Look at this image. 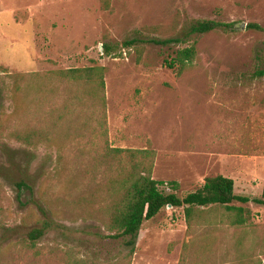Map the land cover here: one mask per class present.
I'll use <instances>...</instances> for the list:
<instances>
[{
	"label": "rangeland",
	"instance_id": "1",
	"mask_svg": "<svg viewBox=\"0 0 264 264\" xmlns=\"http://www.w3.org/2000/svg\"><path fill=\"white\" fill-rule=\"evenodd\" d=\"M200 19L235 26L103 51L182 36ZM250 23L264 27V0H0V264H115L129 252L130 237H105L106 146L154 150L153 177L179 181L180 196L224 175L236 194L261 197L264 32ZM193 44L179 75L165 60ZM85 67L104 69V105L92 80L60 74ZM34 130L37 147L20 140ZM232 204L253 219L233 225L234 212L214 206L188 229L184 207L163 208L144 221L132 264H264V205ZM38 205L61 227L31 248Z\"/></svg>",
	"mask_w": 264,
	"mask_h": 264
},
{
	"label": "trees",
	"instance_id": "2",
	"mask_svg": "<svg viewBox=\"0 0 264 264\" xmlns=\"http://www.w3.org/2000/svg\"><path fill=\"white\" fill-rule=\"evenodd\" d=\"M234 22H221L216 20H198L190 25L182 36L170 37L166 39L144 40L141 38L127 39L121 44H103V51L107 55H112L116 47L130 48L144 43L156 45H171L182 43L193 34H205L218 28L233 30ZM258 31L264 32V27L258 23L247 25ZM197 59V49L195 44L179 49L171 60H165L170 68H176V72L181 75L189 64ZM8 78L14 82L20 77H28L29 73L16 74L5 70ZM61 75L75 78L80 82H90L95 84L96 90L100 94V99L105 103V80L104 69L101 67H85L77 69H67L60 72ZM260 74H264L261 71ZM34 130L32 134L20 136V140L31 147H37L42 133ZM98 157V156H97ZM108 166L109 178L105 183L104 191L108 193L107 201L100 204V208L107 210L106 229L110 232L105 237L119 239L130 237L126 242L131 249L120 258L115 264H132L135 254L136 238L142 228L144 221L156 217L160 211L171 205L172 207H184L185 218L188 229H191L194 221L201 217V208L214 206H224L227 212L234 215L231 221L233 225H246L253 215L250 210L236 207L232 203H254L264 205V189L261 197H250L238 195L235 192V181L233 178L216 175L205 178V181L197 189L187 193L185 196L178 195L180 183L177 180H157L153 177L155 164V151L152 149H132V148H112L106 146L97 159L100 168ZM20 191L27 187L25 182H18ZM28 188V187H27ZM29 189V188H28ZM165 189H169L166 191ZM44 220L41 225L34 227L27 233L29 247L37 246L43 237L50 230L59 229L60 224L51 218L49 212L38 205Z\"/></svg>",
	"mask_w": 264,
	"mask_h": 264
},
{
	"label": "water",
	"instance_id": "3",
	"mask_svg": "<svg viewBox=\"0 0 264 264\" xmlns=\"http://www.w3.org/2000/svg\"><path fill=\"white\" fill-rule=\"evenodd\" d=\"M246 26V24L245 23H242V27H245ZM169 207H171V205H169Z\"/></svg>",
	"mask_w": 264,
	"mask_h": 264
},
{
	"label": "crops",
	"instance_id": "4",
	"mask_svg": "<svg viewBox=\"0 0 264 264\" xmlns=\"http://www.w3.org/2000/svg\"><path fill=\"white\" fill-rule=\"evenodd\" d=\"M253 219V218H252ZM240 226H242L243 227V225H240ZM245 226V225H244ZM179 262H177V264H178Z\"/></svg>",
	"mask_w": 264,
	"mask_h": 264
}]
</instances>
